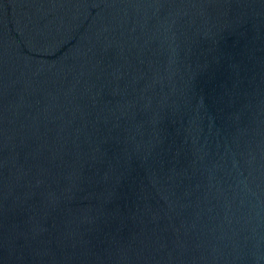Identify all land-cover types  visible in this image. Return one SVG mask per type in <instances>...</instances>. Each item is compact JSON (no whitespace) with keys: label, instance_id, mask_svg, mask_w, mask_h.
Here are the masks:
<instances>
[{"label":"water","instance_id":"obj_1","mask_svg":"<svg viewBox=\"0 0 264 264\" xmlns=\"http://www.w3.org/2000/svg\"><path fill=\"white\" fill-rule=\"evenodd\" d=\"M0 264H264V0H0Z\"/></svg>","mask_w":264,"mask_h":264}]
</instances>
